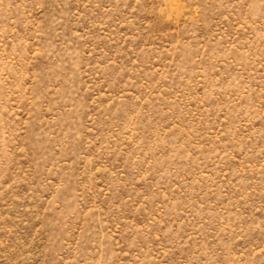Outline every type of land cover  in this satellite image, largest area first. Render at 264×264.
I'll return each mask as SVG.
<instances>
[{"label":"rangeland","instance_id":"1","mask_svg":"<svg viewBox=\"0 0 264 264\" xmlns=\"http://www.w3.org/2000/svg\"><path fill=\"white\" fill-rule=\"evenodd\" d=\"M0 264H264V0H0Z\"/></svg>","mask_w":264,"mask_h":264}]
</instances>
